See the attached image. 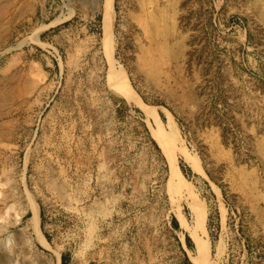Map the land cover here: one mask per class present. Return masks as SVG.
<instances>
[{"label":"rangeland","instance_id":"rangeland-1","mask_svg":"<svg viewBox=\"0 0 264 264\" xmlns=\"http://www.w3.org/2000/svg\"><path fill=\"white\" fill-rule=\"evenodd\" d=\"M62 262L264 264V0H0V264Z\"/></svg>","mask_w":264,"mask_h":264},{"label":"bare ground","instance_id":"bare-ground-1","mask_svg":"<svg viewBox=\"0 0 264 264\" xmlns=\"http://www.w3.org/2000/svg\"><path fill=\"white\" fill-rule=\"evenodd\" d=\"M173 132V131H172ZM174 134V133H173ZM173 134H170V133H168V132H160V138H161V140H162V142H166L167 140H170L172 137H174L173 136ZM183 177L181 176V179H182ZM193 204H195V203H193ZM34 213H36V211L34 212ZM201 216V215H200Z\"/></svg>","mask_w":264,"mask_h":264},{"label":"trees","instance_id":"trees-1","mask_svg":"<svg viewBox=\"0 0 264 264\" xmlns=\"http://www.w3.org/2000/svg\"><path fill=\"white\" fill-rule=\"evenodd\" d=\"M62 264H63V262H62Z\"/></svg>","mask_w":264,"mask_h":264}]
</instances>
